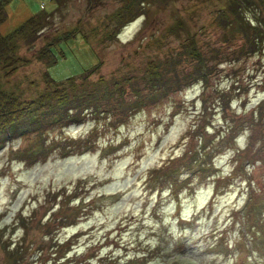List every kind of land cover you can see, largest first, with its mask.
Returning <instances> with one entry per match:
<instances>
[{
	"label": "rangeland",
	"instance_id": "1",
	"mask_svg": "<svg viewBox=\"0 0 264 264\" xmlns=\"http://www.w3.org/2000/svg\"><path fill=\"white\" fill-rule=\"evenodd\" d=\"M122 1H7L1 33L32 14L46 23L33 40L18 37L17 52L28 59L2 75V87L26 98L42 89L47 58L39 49L72 25L81 31L59 44L48 66L55 79L80 74L97 57L106 76L139 73L150 59L184 67L193 58L179 52L188 30L200 49L220 50L211 74L120 120L107 114L22 132L23 121L0 146V264H264V118L256 117L264 105L263 54L238 50L243 33L217 18L223 0L146 1L121 25L111 12ZM114 25H121L117 34ZM91 129L84 151L64 144ZM199 135L214 152L210 163L180 176L171 168L185 170L181 155ZM249 153L253 164L236 169ZM154 167L164 168L154 177ZM248 178L252 208L243 213ZM63 201L66 222L55 209Z\"/></svg>",
	"mask_w": 264,
	"mask_h": 264
},
{
	"label": "trees",
	"instance_id": "2",
	"mask_svg": "<svg viewBox=\"0 0 264 264\" xmlns=\"http://www.w3.org/2000/svg\"><path fill=\"white\" fill-rule=\"evenodd\" d=\"M7 1L9 0H0V23L7 15L4 9ZM146 1L150 2L151 0H123L120 5L112 9L111 16L113 20H117L123 25L127 20L132 19L143 11L140 5ZM261 4L264 5V0H223L217 7L219 11L217 18L227 29L230 26L234 31L243 33L244 37L238 45V50L244 53L256 51L264 56V20L261 19L263 9ZM45 23V21H42L40 14H32L9 32H0V131L6 130L22 115L28 116L38 109L43 112H40L41 116L38 122H35L37 125L34 126V129H43L45 123L49 121H63V123H66L70 119L83 118L86 114H90L93 117L103 114H115V118L120 120L140 106L156 100L168 90L177 89L194 78L206 82L212 71L213 55H217L218 50L217 46L209 47L210 49L207 51L200 49L196 45L195 32L191 30L189 32L188 30V32L184 31L185 36L181 40L182 51L179 52H185L193 58H190L192 60L184 67L177 64L170 66V60H164V63H161L150 59L139 73L106 76L98 69L102 59L96 56L97 60L88 67L83 68L80 74L55 79L49 73L48 66L57 61L59 44L81 31L79 25H72L70 30L57 32L52 38L47 39V42L39 49L41 52L39 54L40 57L47 58L45 73H43L45 86L37 91L34 96L29 98L21 97L19 92H17L18 90L14 87L13 89H4L1 85V77L3 74L10 73L19 62L28 59L27 56L17 52L18 37H22L26 42L33 40L37 36V31ZM182 23L177 18L176 26L182 25ZM120 26L114 25L110 32L116 34ZM177 34L180 35V31ZM226 53L233 54V52L229 51ZM180 54L182 55V53ZM234 54V57L239 56L238 53ZM181 55L177 56L178 59L174 56L175 60H181ZM262 81L264 82V77ZM256 117L264 118V105L257 108ZM234 127L235 125L233 124L230 130ZM29 129H32V125H28L25 131ZM92 133L93 129L89 131V136L80 137L77 142L74 140L68 142L69 139H66L64 144L72 146V150L78 149V151H82L87 145L93 143L89 140L90 136H94ZM200 138L201 135H199L198 142H195L193 147L190 146L188 151H184L181 155L183 158L186 156L185 163L189 167L195 163L194 167L196 169H201L205 163H210L208 157L211 153H214L211 149H207L208 146L204 148ZM92 140L94 141V137ZM263 142L264 138H262ZM249 155L251 154H244L236 160V169L239 167L243 157ZM173 166L177 168L179 165ZM163 168L154 167L150 176H157V171ZM187 172L188 170H185L182 173ZM182 173H178V175ZM178 175L174 177L173 181ZM250 181L251 179L248 178L249 184ZM252 198L253 194L250 187L245 207L248 212L252 208ZM68 207L66 201H63L56 208L59 213H63H60L59 219L64 222L70 216L68 213L70 207ZM17 253L18 250H12L10 254L14 255Z\"/></svg>",
	"mask_w": 264,
	"mask_h": 264
}]
</instances>
